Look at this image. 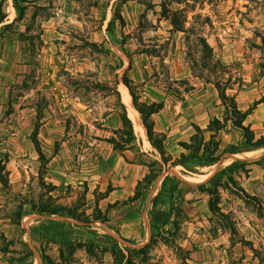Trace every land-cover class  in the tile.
<instances>
[{
	"label": "rangeland",
	"instance_id": "obj_1",
	"mask_svg": "<svg viewBox=\"0 0 264 264\" xmlns=\"http://www.w3.org/2000/svg\"><path fill=\"white\" fill-rule=\"evenodd\" d=\"M15 2L26 7L23 18ZM3 9L9 25L0 24V176L7 181L0 182V264H42V255L55 264H117L113 249L122 250L121 264H264V147L243 150L241 131L227 122L218 132L217 164L169 168L182 179L177 249L158 236L145 247L162 177L137 189L149 160L159 158L143 123L142 132L133 126L136 141L127 149L109 141L122 143L124 72L139 104L163 102L151 120L170 135L173 158L186 151L179 142L189 141L194 125L208 136L207 124L223 119L225 107L198 68L225 84L249 111L244 124L264 136V0H4ZM36 124L44 163L31 140ZM221 169L223 180L231 174L257 199L220 188L223 215L211 212L197 184ZM50 185L63 204L87 189V214L97 205L104 222L10 219L20 198L38 199Z\"/></svg>",
	"mask_w": 264,
	"mask_h": 264
},
{
	"label": "trees",
	"instance_id": "obj_2",
	"mask_svg": "<svg viewBox=\"0 0 264 264\" xmlns=\"http://www.w3.org/2000/svg\"><path fill=\"white\" fill-rule=\"evenodd\" d=\"M18 1L27 2L28 0ZM3 3L4 0H0V24L2 25V28H6L9 24L4 23L6 21L7 14L3 9ZM13 6L18 13L17 17L23 18L26 7L18 4L17 2H15ZM121 21L123 20L121 19ZM114 23L115 19L111 18L108 22L107 29H111L114 26ZM201 42L206 51L210 49L204 39H201ZM262 42L264 44V38H262ZM203 57V67L209 70L211 67L209 53L207 52ZM204 71L205 70L203 68H198L197 76L202 77L213 84L222 105L225 107V116L223 119L213 117L209 121L207 127L205 128L206 131H209L208 136L203 134L204 129H201L198 125H194L196 132L190 136L189 141L179 142V145L186 151H182L176 158H173L171 154L167 152L165 147V134L155 131L153 121L151 120V115L158 112L163 107V102L139 104L131 87L132 80L128 78L126 72L123 74L122 81L129 90L133 99L134 107L140 114L142 123L146 129L147 140L159 156V158L157 157L149 160L147 163L148 171L142 180L138 181L137 189L143 186H148L154 181L160 180L162 177L160 190L150 201L152 205V210L150 212L151 237L149 243H147L145 247L148 246L150 242H154L156 236H158L161 241L174 245L177 249H180V246L175 245V238L179 231V222L184 217V211L182 208L183 196L180 191V183L182 179L177 174L169 171L170 167L180 165L183 168L190 170L189 167L192 162H198L201 166H212L217 164L221 159L218 132L224 128L227 122H230L234 128L241 131L242 138L245 142V148L243 150H255L264 147V136L256 138L252 128L249 125L244 124V120L246 119L249 111L241 110L238 107L235 98L232 95L227 94L225 84L216 78H212L211 74H209L210 72ZM117 94L120 98V92L118 90ZM119 101L122 110L121 119L123 123L121 136L122 143L113 139L109 141L113 143L115 148L124 150L133 145L136 141V135L133 129V122L128 116L127 109L124 103L121 102V100ZM37 134L38 124L34 126L31 134V140L37 153L39 154L40 160L44 163L45 157L40 147ZM235 150V152L239 151L237 150L236 145ZM261 159H264V153L261 156ZM220 171L221 172L217 171L212 174L205 182L197 184L200 191L208 193L209 209L211 212L223 215L219 209L220 188H228L232 191H236L246 201H248V199H257L256 196L250 195L242 186L238 185L231 174L226 175L223 180L221 178V174L225 173V169H221ZM0 182L3 185H7V181L4 180L2 176H0ZM53 189L54 186H48L47 192L44 193V195H41L38 199L20 198L15 204V208L8 214V216L14 223L17 224H20L21 218L28 214H35L46 218L64 217L86 223H91L94 220H98L102 223L104 222V217L101 214L102 212L97 205L92 214H87L86 209L84 208L87 189H85V192L81 194L80 198L73 200L70 204H63L59 202L58 197L50 193ZM136 197L138 196L135 195L132 198L135 199ZM90 218H92V220ZM168 223L172 225V228L165 227ZM143 249L144 248L140 250ZM0 251L3 250L0 249ZM112 252L113 255H115L116 263L121 264L124 258L122 250L113 249ZM41 259L42 264H55V262L46 255H42ZM124 264H133V261L130 258H126Z\"/></svg>",
	"mask_w": 264,
	"mask_h": 264
},
{
	"label": "bare ground",
	"instance_id": "obj_3",
	"mask_svg": "<svg viewBox=\"0 0 264 264\" xmlns=\"http://www.w3.org/2000/svg\"><path fill=\"white\" fill-rule=\"evenodd\" d=\"M120 92H121V96H122V102L124 103L127 112H128V116L131 118L132 122H133V126L135 131L137 132H142L143 131V125L141 122V119L138 115V111L135 109L133 102H132V98L131 95L129 94V91L127 89L126 86H124V84H122L120 87ZM149 143V141H148Z\"/></svg>",
	"mask_w": 264,
	"mask_h": 264
},
{
	"label": "crops",
	"instance_id": "obj_4",
	"mask_svg": "<svg viewBox=\"0 0 264 264\" xmlns=\"http://www.w3.org/2000/svg\"><path fill=\"white\" fill-rule=\"evenodd\" d=\"M154 130L157 131V132L165 133V131H163L162 129H156V128H154ZM169 138H170V135L169 134H165V147H166V149H167V145L166 144L168 143Z\"/></svg>",
	"mask_w": 264,
	"mask_h": 264
}]
</instances>
